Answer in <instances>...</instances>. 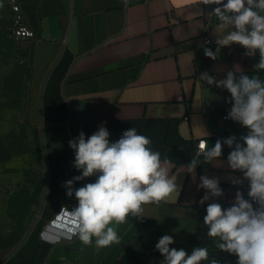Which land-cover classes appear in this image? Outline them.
<instances>
[{
  "label": "crops",
  "instance_id": "1",
  "mask_svg": "<svg viewBox=\"0 0 264 264\" xmlns=\"http://www.w3.org/2000/svg\"><path fill=\"white\" fill-rule=\"evenodd\" d=\"M17 1L36 32L35 40H20L32 69V122L47 182L36 224L14 249L0 250V264H163L155 245L165 234L175 241L170 248L188 254L207 247L209 260L202 264L213 258L236 264V256L215 247L203 223L209 203L228 207L234 201L238 186L232 177L242 173L228 167L231 149L225 145L223 156L210 164L201 156L193 173L187 166L199 140L207 138L210 147L218 138L247 133L225 119L230 93L215 86L208 90L199 75L225 79L237 65L253 75L259 53L249 58L242 46L232 44L217 60L206 57L204 48L215 51L223 30L210 14L217 5L201 0ZM258 75L264 79V70ZM101 126L110 132V142L132 127L148 137L162 160L171 161V175L182 186L165 202L145 205L143 219L130 217L120 225L121 242L107 248L85 247L52 228L44 233L63 205L77 203L63 186L81 174L68 142ZM205 175L219 179L224 195L201 205L206 190L197 185ZM239 190L247 199L243 185Z\"/></svg>",
  "mask_w": 264,
  "mask_h": 264
},
{
  "label": "clouds",
  "instance_id": "2",
  "mask_svg": "<svg viewBox=\"0 0 264 264\" xmlns=\"http://www.w3.org/2000/svg\"><path fill=\"white\" fill-rule=\"evenodd\" d=\"M215 4L210 14L215 16L223 34L216 35V50L205 47L206 57L217 60L221 49L238 44L245 55L254 58L259 53L253 75L245 74L237 65L217 79L208 72L199 75L208 85L223 88L230 93L231 104L225 119L239 123L247 129L245 135L218 138L209 147L207 138L188 163L187 172L193 173L200 157L208 164L223 156L226 145L228 167L242 173L232 177L238 186L234 201L228 207L218 202L209 203L203 223L207 237L212 238L219 251L237 257L236 264H264V79L258 73L264 70V0H201ZM110 132L99 127L86 137L81 131L68 142L75 152L74 167L81 173L64 183L66 195L76 200L71 210L62 206L53 222L64 239H78L85 247L107 248L119 244L122 237L119 227L130 217L143 219L144 206L159 205L174 193L182 190L172 177L173 165L153 150L151 140L138 134L135 128L123 132L110 142ZM95 177L80 187L74 185L86 178ZM199 189H205L199 203L203 205L213 197H222L223 189L218 178L200 177ZM248 182V198L239 190ZM175 241L163 235L155 249L164 257L163 264H202L209 260L207 247H195L191 254L184 249L170 248ZM83 250V249H81ZM210 264H219L211 259Z\"/></svg>",
  "mask_w": 264,
  "mask_h": 264
},
{
  "label": "rangeland",
  "instance_id": "3",
  "mask_svg": "<svg viewBox=\"0 0 264 264\" xmlns=\"http://www.w3.org/2000/svg\"><path fill=\"white\" fill-rule=\"evenodd\" d=\"M3 1L0 0V4ZM9 14L0 19V250L36 224L47 176L32 120V69Z\"/></svg>",
  "mask_w": 264,
  "mask_h": 264
},
{
  "label": "built area",
  "instance_id": "4",
  "mask_svg": "<svg viewBox=\"0 0 264 264\" xmlns=\"http://www.w3.org/2000/svg\"><path fill=\"white\" fill-rule=\"evenodd\" d=\"M3 2L0 4V19L4 17V11L7 9L10 10V18H11V23H12V31L13 34L16 38L21 39V40H26V41H31L36 39V32L30 27L28 24L21 6L17 0H2ZM205 43H209V40H205ZM205 139L199 140L197 143L196 151L199 148V145L201 141ZM243 187L246 190V194L248 193V182L244 181ZM63 206H67L70 210L76 206V203H71V204H65ZM57 216V214H56ZM56 216L51 219L45 230L44 233L48 231V229L52 228L55 230L59 229L56 227V225L53 223L56 219Z\"/></svg>",
  "mask_w": 264,
  "mask_h": 264
},
{
  "label": "water",
  "instance_id": "5",
  "mask_svg": "<svg viewBox=\"0 0 264 264\" xmlns=\"http://www.w3.org/2000/svg\"><path fill=\"white\" fill-rule=\"evenodd\" d=\"M41 211V210H40Z\"/></svg>",
  "mask_w": 264,
  "mask_h": 264
}]
</instances>
